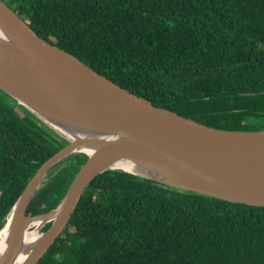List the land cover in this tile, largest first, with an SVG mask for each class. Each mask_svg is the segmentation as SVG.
I'll use <instances>...</instances> for the list:
<instances>
[{
  "label": "trees",
  "instance_id": "16d2710c",
  "mask_svg": "<svg viewBox=\"0 0 264 264\" xmlns=\"http://www.w3.org/2000/svg\"><path fill=\"white\" fill-rule=\"evenodd\" d=\"M5 1L40 36L156 106L264 130V0ZM64 144L0 90V227ZM86 160L52 167L27 215L53 209ZM38 264H264V206L108 170Z\"/></svg>",
  "mask_w": 264,
  "mask_h": 264
},
{
  "label": "water",
  "instance_id": "95a60500",
  "mask_svg": "<svg viewBox=\"0 0 264 264\" xmlns=\"http://www.w3.org/2000/svg\"><path fill=\"white\" fill-rule=\"evenodd\" d=\"M0 90L65 141L2 220L0 264H38L91 183L108 170L264 206V130L211 127L154 105L40 36L5 0H0ZM78 154L87 160L58 204L27 215L51 168Z\"/></svg>",
  "mask_w": 264,
  "mask_h": 264
},
{
  "label": "bare ground",
  "instance_id": "6f19581e",
  "mask_svg": "<svg viewBox=\"0 0 264 264\" xmlns=\"http://www.w3.org/2000/svg\"><path fill=\"white\" fill-rule=\"evenodd\" d=\"M67 160V159H66ZM63 162V161H62ZM64 166V165H63ZM62 167V166H61ZM53 169V168H52ZM62 169V168H61ZM58 171V170H57ZM52 176V175H51ZM1 237V236H0Z\"/></svg>",
  "mask_w": 264,
  "mask_h": 264
}]
</instances>
